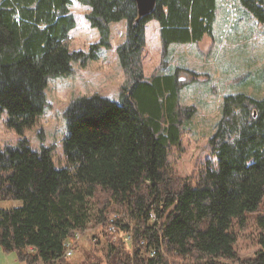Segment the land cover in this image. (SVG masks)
I'll return each mask as SVG.
<instances>
[{
  "label": "trees",
  "instance_id": "16d2710c",
  "mask_svg": "<svg viewBox=\"0 0 264 264\" xmlns=\"http://www.w3.org/2000/svg\"><path fill=\"white\" fill-rule=\"evenodd\" d=\"M77 1L90 7L86 18L101 45H109L110 23L126 21V39L116 52L129 81L120 88V102L97 93L71 101L64 111L67 165L57 168L51 148L32 149L25 133L47 105L48 79L72 73V61L96 58L99 44L88 52L69 48L71 0H0V113L19 136L0 151V199L21 201L0 207V246L27 264H264V249L240 259L234 247V222L242 225L264 195V97H223L209 139L215 160L195 177L177 174L168 159L195 113L180 103L183 75L193 71L170 70L168 47L211 36L217 0H156L143 16L135 0ZM239 2L264 23V0ZM152 19L162 60L146 76L141 56ZM112 212L126 214L132 226L109 232L104 223ZM256 220L264 247V216ZM90 223L103 225L92 248L73 262L64 256L65 243ZM150 247L156 255H142Z\"/></svg>",
  "mask_w": 264,
  "mask_h": 264
},
{
  "label": "rangeland",
  "instance_id": "374dc122",
  "mask_svg": "<svg viewBox=\"0 0 264 264\" xmlns=\"http://www.w3.org/2000/svg\"><path fill=\"white\" fill-rule=\"evenodd\" d=\"M71 1L69 10L75 26L68 32L67 44L71 50L88 52L90 44L100 43L101 35L86 18L90 7L77 0ZM145 37L141 67L143 73L150 76L159 70L162 60L159 25L155 19L146 24ZM107 39L109 45L99 44L96 58L88 59L84 65L72 61V73L48 79L47 105L36 124L25 133L32 149L39 150L43 145L51 148L57 168L67 165L62 143L67 133L64 111L71 101L97 93L120 102V88L129 81L116 52L117 46L126 39V21L110 23ZM168 49L170 70L181 66L193 71L183 75L187 83L180 90V103L195 108L194 115L185 125L180 145L170 149L168 159L177 174L195 177L208 160H215L209 139L215 131L223 97L230 93H245L258 99L264 97V23L258 22L239 0H217L212 35L198 43H172ZM6 118V112H1L0 151L15 145L19 138L6 126ZM20 204L17 199H0L1 208ZM259 215L264 216V195L260 208L246 213L242 225L234 222L237 234L234 247L240 259L252 257L264 249L260 242L263 228L256 220ZM102 225L90 223L84 232L76 233L79 235L76 247L66 257L73 262L80 260L84 251L92 248L94 234H99ZM174 261L182 263V260ZM0 264L27 263L20 261L15 251H4L0 246Z\"/></svg>",
  "mask_w": 264,
  "mask_h": 264
},
{
  "label": "built area",
  "instance_id": "2783aa9c",
  "mask_svg": "<svg viewBox=\"0 0 264 264\" xmlns=\"http://www.w3.org/2000/svg\"><path fill=\"white\" fill-rule=\"evenodd\" d=\"M122 213H113L108 220H106V222L104 223V225H106V228L109 232H112L114 235L117 234V229L119 226L124 225V224H128L130 226H132L130 223V220L128 218V216L126 214L120 215ZM152 220L155 219V215L153 213L150 214ZM78 237L79 235H76L74 239L72 240H68L65 243V252H64V256H69L73 253L74 248L76 247V244L78 242ZM127 242H129V244L132 241V234L129 232L126 234L125 236ZM145 244V241L143 239L140 240L139 245L143 246ZM142 255L145 256H155L156 255V249L153 247L148 248L146 251H142Z\"/></svg>",
  "mask_w": 264,
  "mask_h": 264
},
{
  "label": "water",
  "instance_id": "95a60500",
  "mask_svg": "<svg viewBox=\"0 0 264 264\" xmlns=\"http://www.w3.org/2000/svg\"><path fill=\"white\" fill-rule=\"evenodd\" d=\"M138 16L150 13L156 3V0H135Z\"/></svg>",
  "mask_w": 264,
  "mask_h": 264
}]
</instances>
